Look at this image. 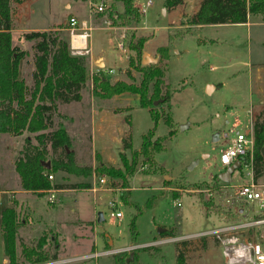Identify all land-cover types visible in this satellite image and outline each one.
Returning a JSON list of instances; mask_svg holds the SVG:
<instances>
[{"label": "rangeland", "instance_id": "1", "mask_svg": "<svg viewBox=\"0 0 264 264\" xmlns=\"http://www.w3.org/2000/svg\"><path fill=\"white\" fill-rule=\"evenodd\" d=\"M65 1L28 0L20 9L22 14L18 9L20 2L12 1L13 44L19 45L28 53L20 65L22 78L29 80L33 76L30 53L32 41L24 37L25 31L46 30L54 23L62 21L63 12L67 11L63 7ZM76 1H80L78 3H81L82 11L75 16L87 20L92 27L88 40L92 52L84 54L90 59V81L84 91V103L72 102L70 107L78 121L87 105H92V78L99 69L112 82H130L132 80L127 76L129 57L135 53L127 45L134 29L113 25L108 15L107 10L111 9L113 0H105V9L102 12H98L94 6L100 0ZM149 3L150 6H147ZM165 3L166 0H136V5L146 10L136 31L138 35H152L146 42L148 51L160 46L169 47L170 58L166 62L164 80L171 92V100L170 107L163 104L160 110L170 112L172 124H167L166 118L162 116L156 125L149 108L136 104L134 99L138 96L130 93L116 96L114 99L117 102L103 101L104 105L110 107V112L116 108L122 111L112 112L106 117L96 145L93 144V132L89 128L88 119L79 121L83 127H78L79 123L75 119L67 120L66 115V128L60 118H54V128L58 127L57 122H62L61 126L69 129L75 136L72 149L75 150L78 163L91 169L98 166L100 161L116 167L122 166V140L131 136L134 149L139 150L143 136L150 130H155L153 141H160L162 149L148 163L142 157L139 159L138 169L130 179V200L133 205L123 201L121 193L124 189L120 188V180L115 181L108 175H99L96 172L87 175L54 174L52 180L55 183L68 186L78 184V187L67 188L70 191L56 192V200L53 202L49 201L47 192L27 195L26 201H18L19 219L23 222L19 234L24 244H35L41 236H45L47 245L55 252L52 237H56L59 244L64 246L70 245L74 238L78 244L76 251L68 253L65 247L60 252L59 247L58 259L106 252L85 264H116L117 256L126 264L137 253L138 264H181L177 250L178 242L183 240L153 246L155 242L167 237L159 234V228H168L172 230L170 235L182 238L223 225L224 221L220 219L221 209L204 206L208 202L205 190L207 185L216 182V175L224 169L220 161L221 150L227 146L232 133L237 130H250L256 114L264 112V108L257 107L253 110L252 119L249 114L253 96L264 93V14L251 16L248 24L195 26L191 33L181 37L177 36V32L190 27V19L187 17L193 15L199 0H184L180 11L184 14L177 23L179 28L176 29L171 24L176 16L166 14L168 10L165 9ZM118 5L116 3L117 10H122L123 7ZM99 27L109 28L115 33L110 36ZM123 32L126 34L125 49L119 48V42L123 41L120 40ZM63 34L69 39L68 30H63ZM91 53L104 57V69L95 60L91 62ZM153 59H157V54ZM110 69L113 70L112 73L107 71ZM132 73L139 82L141 72L132 69ZM29 84L34 85L33 78ZM121 100L127 102L121 103ZM100 102L101 99L97 97L95 105H100ZM172 130L175 131L173 135L170 134ZM28 135L36 143L35 134L30 132H25L23 136L0 134L1 188L15 186V160ZM127 154L130 157L132 153ZM247 171L235 173V181H248L250 178ZM102 177L109 184L102 185ZM259 181L264 182V176ZM87 184L88 187L85 186ZM89 189L98 193L94 195ZM7 198V193L0 198V210L6 207ZM114 199L124 215L119 220L109 216V204ZM178 199L182 201L181 206L177 205ZM95 213H103L104 222L98 223L96 218L93 220ZM75 223L80 226V231L76 233ZM95 224H98L96 231L102 233L98 235L97 247L90 248V244H87L85 249L79 248L83 243L81 234H88L89 230L95 228ZM133 224L135 236L131 230ZM108 234L115 240L114 248ZM200 239L209 241V238ZM213 240L208 242V249L202 254L195 253L187 257L188 264H225L221 248ZM131 243L135 247L129 246ZM2 256L0 249V264Z\"/></svg>", "mask_w": 264, "mask_h": 264}, {"label": "trees", "instance_id": "2", "mask_svg": "<svg viewBox=\"0 0 264 264\" xmlns=\"http://www.w3.org/2000/svg\"><path fill=\"white\" fill-rule=\"evenodd\" d=\"M12 1L0 0V134L14 136H21L25 132L35 134L36 143L30 137H26L15 160V170L20 176L22 188L39 194L51 189L77 188L78 184L68 186L55 183L49 176L57 173L87 175L96 172L99 175H108L115 181L120 180V188L124 189L121 193L123 201L133 205L130 200V179L138 169L139 159L142 157L145 163H148L152 161L154 154L162 149L160 141H153L155 130H150L143 136L139 150L134 149L131 136L122 140L123 147L120 151L122 166L116 167L103 161L94 169L81 166L75 150L72 149V137L65 127L59 125L54 128V117L60 104L83 100L84 91L90 81V59L86 55L72 53L70 37L67 39L64 36L62 28L25 32L24 37L34 44L35 70L32 76L34 85H28L20 73L21 62L28 53L13 44ZM116 3L123 9L117 10ZM182 3L183 0H166L165 7L169 11ZM107 12L113 25L134 29L127 40L129 50L135 53L129 57L127 71V76L132 81L112 82L103 70L99 69L92 78L93 95L101 99H110L124 93L137 95L140 106L149 108L156 125L162 116L166 118V123L171 125L170 112L160 110V106L169 105L171 100V92L164 80L166 62L170 58L169 47L161 46L157 49V62L143 64L144 46L152 35L137 34L136 29L142 21L143 13L135 5V0H113L111 9ZM259 14H264V0H202L191 23L195 26L243 24L247 23L251 16ZM192 30L190 27L184 31L180 30L177 36H185ZM132 69L141 72L139 82L133 77ZM156 102L159 104L156 105ZM174 133V130L170 132L171 135ZM253 133L255 144L252 165L254 179L259 181L264 176V112L256 114ZM127 152L132 153L130 157ZM48 161L51 162L50 167ZM218 180L216 175V182ZM85 186L88 187L89 184ZM204 206L209 208L215 205L213 201L208 200ZM17 207L18 202L14 200L1 214L2 229L7 241V264H40L58 259L59 242L56 237H52L55 252L47 245L45 236H41L39 241L32 245H26L21 241L19 233L23 222L19 219ZM131 230L135 236L134 224ZM171 233L172 230H166L163 235L169 237L172 236ZM178 251V259L182 264V252L179 248ZM116 264L125 263L117 256ZM126 264H138L137 253Z\"/></svg>", "mask_w": 264, "mask_h": 264}, {"label": "built area", "instance_id": "3", "mask_svg": "<svg viewBox=\"0 0 264 264\" xmlns=\"http://www.w3.org/2000/svg\"><path fill=\"white\" fill-rule=\"evenodd\" d=\"M98 12L105 9V0H100L99 4H94ZM150 6V3L147 5ZM146 10H142L145 13ZM91 29L87 20L79 21L76 17H71L68 22L67 30L70 34V47L73 54H90L91 48L88 40L91 36ZM123 32L120 36L119 48L125 49ZM112 73L113 70H110ZM255 138L253 128L250 130H237L229 137L227 146L221 150L220 161L225 170L235 161L240 160V166L235 171L236 174L247 171L249 180L246 182L235 181L234 175L229 182L222 181L219 177L218 182L206 187L205 193L207 200L214 203V207L221 209L220 219L224 221L211 230L198 234H189L182 238L174 236L165 237L155 242L160 245L167 242L187 241L195 238H213L218 247L221 248L225 264H264V182L255 181L253 170V152ZM234 173V174H235ZM49 178L54 179L53 175ZM102 185L109 184V181L102 177ZM112 185V183H111ZM49 192V201L56 200V190ZM177 205L181 206V199L177 200ZM110 216L121 219L123 212L118 209L116 200L109 204ZM255 216L254 218H251ZM135 247V246H134ZM103 254L89 253L67 259H56L40 264H71L85 262L97 258Z\"/></svg>", "mask_w": 264, "mask_h": 264}, {"label": "crops", "instance_id": "4", "mask_svg": "<svg viewBox=\"0 0 264 264\" xmlns=\"http://www.w3.org/2000/svg\"><path fill=\"white\" fill-rule=\"evenodd\" d=\"M28 0H22V2H20L19 4V13H21V10L24 6H25V3L27 2ZM202 0H199V4L198 6L196 7L194 13L192 16H189L187 17V19H190L189 20V25L191 28L195 27V25H193L191 23L192 21V18L194 16V14L198 11L199 9V6H200V3H201ZM78 2L80 1H76V0H66L64 3H63V7L66 8V12L64 11L63 12V20L62 21H59V22H56L54 23L52 26H50L48 29L46 30H57V29H64V30H67V27H68V22L70 20L71 17H76L75 14H79L80 11H82V7H81V3L79 4ZM183 3H184V0H183ZM183 3L181 5H179L178 7L172 9V10H169L167 11L166 14H175L176 18L171 22V24L173 25L174 29L176 28H179V26L177 25V23L182 19L183 17V14L182 12H180L182 10V6H183ZM135 5H136V0H135ZM137 6V5H136ZM139 7V6H137ZM140 8V7H139ZM166 9V7H165ZM140 10L142 11V9L140 8ZM165 11V10H164ZM22 14V13H21ZM177 14V15H176ZM18 15V14H16ZM77 18V17H76ZM79 21H82V19H79L77 18ZM251 18L249 19V21L246 23L248 24L250 22ZM64 25V26H63ZM62 26V27H61ZM198 27V26H196ZM200 27V26H199ZM100 29H104L107 31L108 35L112 36L115 32H113L112 30H110L109 28H104V27H99ZM29 31H33V30H29ZM25 32H28V31H25ZM154 36V34H153ZM16 45V44H14ZM33 42L31 44V50H30V53H31V59H32V62H31V69L34 71L35 70V62H34V50H33ZM19 46V45H18ZM167 46V45H166ZM161 47V46H160ZM159 48V47H158ZM157 48V49H158ZM157 49L155 50H151V51H148L146 49V43H145V46H144V51L145 53L148 54V56L150 57H155L156 54H157ZM26 51V50H25ZM91 52H92V49H91ZM91 57V62L93 60H95V62L97 63V65L100 67V68H105L106 66V63H105V60H104V57L103 56H95L91 53L90 55ZM99 59H102V62H99ZM22 64V63H21ZM258 67V70H259V66ZM112 70V69H110ZM110 70H107L110 72ZM262 75V74H261ZM261 75H258V76H261ZM24 79V78H23ZM28 85H30V81L32 80V77L31 79L29 80H26L24 79ZM263 90V89H262ZM124 94H127V93H124ZM123 95V94H121ZM253 95V94H252ZM117 96H120V95H117ZM116 96H114L113 98H110V99H101L102 102H100V105L99 104H96L95 105V100L97 99V97H95L93 94H92V97H91V101H92V105L88 104L87 107H86V111H82L83 113L81 114V119L77 121V117L75 115V113L73 111L70 110V107H72L71 103L69 104H60L58 106V113L56 114V116L54 118L58 119L60 118V120H62V122L64 123L65 127H67V124H68V121H65V119L67 118L68 116V119L67 120H72V119H75V121H77L79 123V121H82V119H88V124H89V128H91L92 132H93V144L96 145V140H97V136L98 134L100 133V131L103 129V121L106 119V117L110 114V113H116V112H120L122 111V109H118L116 108V110L113 109L112 112H110L111 109H109L110 107L107 106V105H104L103 101H115L117 102L118 100H115ZM84 99H85V96L83 94V100L81 101L82 103H84ZM112 99V100H111ZM253 103H252V106L250 108V111H249V114L251 116V119H252V115L254 113V109H256L257 107H261V108H264V93L263 94H255L253 96ZM90 101V102H91ZM135 103L140 105V100H139V97L134 99ZM124 102H127V101H122L121 100V103H124ZM80 103V102H79ZM103 104V105H102ZM82 105V104H81ZM96 106V108H95ZM132 108V106H131ZM62 111V112H61ZM67 115V116H66ZM80 118V117H79ZM74 121V120H73ZM57 122V121H56ZM62 122H57L59 124H57L58 126L62 124ZM61 123V124H60ZM252 125V123H251ZM78 127H83V125L81 123L78 124ZM68 133L70 134V136L72 137V142H73V139H74V135L71 134L69 132V129H67ZM23 136V135H21ZM26 137H30L32 139V136L28 135ZM22 148V147H21ZM21 150V149H20ZM19 150V151H20ZM122 150V149H121ZM78 160V159H77ZM79 162V161H78ZM119 167V166H118ZM65 174V173H64ZM15 186H10L8 185V187L6 188H1L0 186V198L3 197L6 193L9 194V198H7L5 200V206L8 207L10 205H12L13 201L16 200L17 202L19 201L21 203V201H26V196L27 195H37L39 193H35V192H32V191H28V190H24L21 186V179H20V176L18 175V173L15 171ZM63 184V183H62ZM56 190V192H60V191H70V189H67V188H62V189H54ZM75 190V189H73ZM91 190V192L96 195L98 192H94L92 189H89ZM105 190H108V189H105ZM130 191H131V188H130ZM47 193H49L48 191H46ZM45 192V193H46ZM115 200V199H114ZM5 207V208H6ZM22 207V205H21ZM119 207V206H118ZM4 209V207H3ZM3 209L0 210V249L2 251V264H7L8 263V250H7V241H6V235L2 229V224H1V214H2V211ZM119 210V209H117ZM109 213H110V209H109ZM100 213H95L94 215V218L93 220L96 218L98 219V223H101V222H104L103 221H100L99 216ZM110 216V215H109ZM124 216V215H123ZM111 217V216H110ZM114 218V217H112ZM123 218V217H122ZM117 220H119L118 218H115ZM79 220H81L79 218ZM92 220V221H93ZM82 221V220H81ZM76 224V223H75ZM77 225V224H76ZM98 229V224H95V228L93 230H89L88 231V234L86 232H84L83 234H81L82 238H81V242L83 241V243H81V246H79V248L81 249H85L87 244H90V248L92 246H96L97 247V238L99 237L98 235H101L102 233H99L98 231H96ZM166 230H170L168 228H165L164 231ZM80 231V226L77 225L76 226V231ZM87 231V230H85ZM163 231V232H164ZM163 232H159V234L162 236L163 235ZM74 233V234H75ZM74 234H73V237H74ZM110 236V241H111V245L112 247L114 248V244H115V240L114 238L108 234ZM210 240H213V239H210L209 238V241ZM208 239L206 240H201L200 238H197V239H191V240H187V241H182V242H178V248L180 249V251L182 252V256H183V262L182 264H188L187 260L186 259L187 257L189 256H192L193 254L195 253H203L205 252V250L208 249ZM214 241V240H213ZM64 242V241H63ZM84 242H88V243H84ZM131 245H134V244H130L129 246ZM76 246H78L77 242H75L74 238L72 239V243L70 245H67L65 244L64 245H60L59 244V247H60V252L61 250H65V247L67 248V252L68 253H73V251L75 252L76 251ZM135 246V245H134ZM123 248V247H121ZM117 249V248H116ZM78 252L81 253V251L79 250ZM177 252L179 253V251L177 250ZM221 253V251H220ZM221 256H222V260L224 259L223 258V255L221 253ZM185 257V258H184ZM202 258V257H201ZM224 262V260H223Z\"/></svg>", "mask_w": 264, "mask_h": 264}, {"label": "water", "instance_id": "5", "mask_svg": "<svg viewBox=\"0 0 264 264\" xmlns=\"http://www.w3.org/2000/svg\"><path fill=\"white\" fill-rule=\"evenodd\" d=\"M157 61H158V59H153V58L149 57L147 53L143 54V63L144 64H148L150 62H157ZM158 104H159V102H156V105H158ZM240 163H241L240 160L235 161L231 166H228L225 170L221 171L218 174V177L224 182L231 181L235 171L240 166ZM47 164H48V167L51 166V162L48 161ZM99 216H100L99 220L103 221L104 220L103 213H100ZM164 230H165V228H159V232H163Z\"/></svg>", "mask_w": 264, "mask_h": 264}]
</instances>
